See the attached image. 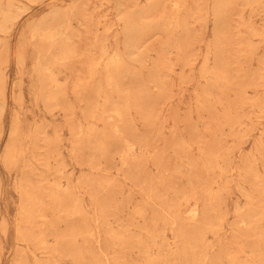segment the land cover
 Here are the masks:
<instances>
[{
    "label": "rangeland",
    "instance_id": "1",
    "mask_svg": "<svg viewBox=\"0 0 264 264\" xmlns=\"http://www.w3.org/2000/svg\"><path fill=\"white\" fill-rule=\"evenodd\" d=\"M0 264H264V0H0Z\"/></svg>",
    "mask_w": 264,
    "mask_h": 264
}]
</instances>
